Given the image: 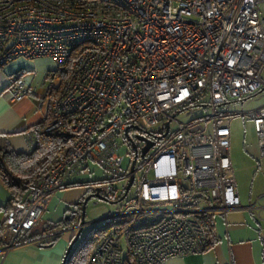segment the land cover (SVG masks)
<instances>
[{
    "label": "built area",
    "instance_id": "1",
    "mask_svg": "<svg viewBox=\"0 0 264 264\" xmlns=\"http://www.w3.org/2000/svg\"><path fill=\"white\" fill-rule=\"evenodd\" d=\"M36 58L51 59L64 76L45 131L68 145L4 214L0 264L36 227L64 178L91 161L104 178L88 191L101 187L116 200L132 175L135 193L127 197L129 189L102 218L106 232L87 264H165L201 253L208 242L203 214L260 209L240 202L229 123L250 117L264 166V102L220 107L264 89V0H0V67ZM27 72L10 74L14 100L29 94ZM195 105L211 113L179 119ZM126 128L153 141L144 156L145 142L129 134L132 142ZM26 136L33 147L32 130Z\"/></svg>",
    "mask_w": 264,
    "mask_h": 264
},
{
    "label": "crops",
    "instance_id": "2",
    "mask_svg": "<svg viewBox=\"0 0 264 264\" xmlns=\"http://www.w3.org/2000/svg\"><path fill=\"white\" fill-rule=\"evenodd\" d=\"M22 61H27L29 64L26 66L24 62H16L15 67H24L29 71L25 75L29 94L20 101L14 100L10 89V74L13 71H7L9 69L5 68L14 64V62L0 67V134H5V138L15 151L29 152L32 146L26 136V131L31 130L34 124L48 116L51 100L60 89L53 91L55 95H47V90L43 101L37 103L32 97L33 95L37 96L33 90L36 87L35 78L41 73L52 77V75L58 73L57 67L49 58ZM74 182L69 180V178H64V186L56 191L60 192L64 188L61 191L63 201L72 203L67 208L73 207L76 202L81 200L76 199L82 189L69 188L74 185ZM256 202L257 200L250 204L261 206L259 210L264 209V204ZM246 211L249 212L248 209H230L226 212H214L211 214V218L213 220V231L216 236L215 243L204 252L172 257L165 264L170 261H173V264H264V219L259 218L262 219V222H253L246 214ZM2 212L4 217L5 211ZM215 214L223 215V223L221 225L216 221ZM42 217L43 214L31 232L20 236L15 247L6 253L2 264H61L64 252L72 236L64 238L66 236L65 232L67 233L70 230L56 227L54 224L57 220L54 222L44 221ZM45 228H49V230L40 234V236H45V239H32L35 237L33 236L35 231L40 232ZM56 232H61L57 238L53 236ZM51 239L55 240L53 243L48 244Z\"/></svg>",
    "mask_w": 264,
    "mask_h": 264
},
{
    "label": "rangeland",
    "instance_id": "3",
    "mask_svg": "<svg viewBox=\"0 0 264 264\" xmlns=\"http://www.w3.org/2000/svg\"><path fill=\"white\" fill-rule=\"evenodd\" d=\"M23 59H17L16 61H10L5 68H8L7 71H14L16 69V62H24L26 66L29 64L27 61H22ZM3 65L2 67H4ZM1 71V70H0ZM29 72V71H28ZM61 74L57 73L55 75H45L41 73L35 78L36 87L34 92L37 96L33 95L32 97L41 103L43 97L49 87H58L61 78ZM262 78L264 80V69L262 72ZM264 102V89L258 90L256 93H253L242 100L235 99L231 100L228 104L221 106L223 111H239L247 110L249 108L256 107ZM211 109L208 106L203 107L202 105L193 106L189 114H181L179 119L182 121H188L196 116L210 114ZM230 148L229 155L231 158L232 168L236 181V190L240 196L241 204H250L255 202L264 204V166L258 157V146H257V134L253 128L252 120L248 116L236 115L234 116L230 123ZM127 149L121 147L119 153L125 156V164L127 163L128 156L126 155ZM104 178V172L102 169L94 162H90L88 166L80 173L74 174L69 177V180L75 181L76 184L70 186L69 188H79L82 189V192L77 197L76 200H83L82 197H85L87 194L91 193L88 191V187L91 182L99 181ZM64 189V188H63ZM62 189V190H63ZM62 190L60 192L54 193L45 208L42 219L44 221L54 222L64 215V210L71 206L72 203H66L62 198ZM135 187H132L127 195L130 197L134 195ZM8 193L3 183L0 181V204H3L7 199ZM97 201V202H96ZM248 201H250L248 203ZM120 204L111 203L107 200L99 199L97 197H91L85 206V216L84 224L82 226L81 233L76 240L74 247H76L82 239L91 231L93 228H101L104 226L102 218L113 213ZM247 210V209H246ZM246 214L254 222H262L264 219V209L255 210V211H246ZM3 217V212L0 211V219ZM215 219L218 221V224L223 223V215L215 214ZM229 221V220H228ZM41 224V223H39ZM78 228V227H77ZM76 227L73 230L65 232L66 236L64 238H69L72 233L78 230ZM94 245L90 246V250H94ZM166 264H173V261L167 262Z\"/></svg>",
    "mask_w": 264,
    "mask_h": 264
},
{
    "label": "trees",
    "instance_id": "4",
    "mask_svg": "<svg viewBox=\"0 0 264 264\" xmlns=\"http://www.w3.org/2000/svg\"><path fill=\"white\" fill-rule=\"evenodd\" d=\"M61 84L62 80L58 87H49L47 95H55L53 91L60 89ZM47 119L48 116L31 127L35 142L29 152L15 151L5 138V134H0V181L8 192L5 203L0 205V211H5L6 213L13 202L24 199L35 181L57 162L67 147L68 143L63 141L56 131H45ZM73 184L75 185L76 182ZM81 202L82 200L76 202L73 207L67 208L63 217L57 220L54 225L62 229H68L78 225ZM201 219L208 238L207 250L216 241V236L213 231V220L209 213L203 214ZM2 228L3 221L1 220L0 233ZM48 230L49 228H45L40 232L35 231L33 236L36 237L37 235L46 233ZM105 232L106 226L91 229L76 247H72L65 264H87L93 251L90 250V246L94 244L96 246ZM27 233L29 232L23 234ZM57 236L55 237L57 238ZM55 239L49 240L48 244L53 243Z\"/></svg>",
    "mask_w": 264,
    "mask_h": 264
},
{
    "label": "water",
    "instance_id": "5",
    "mask_svg": "<svg viewBox=\"0 0 264 264\" xmlns=\"http://www.w3.org/2000/svg\"><path fill=\"white\" fill-rule=\"evenodd\" d=\"M168 126V123L165 124V127ZM129 128V127H128ZM126 128L125 130V134L126 136L133 142V139L131 138V136L129 135V129ZM135 137L138 139V140H141V141H144L145 144L142 146L141 148V152H140V155L141 156H144V154L146 153V151L150 148V146H152L153 144V141H151L150 139H148L146 136L142 135V134H135ZM134 163H135V159L133 160L132 162V166H131V170L133 169V166H134ZM132 181H133V176L131 175L130 178H129V181L125 187V190L123 192V194L116 200H108L106 198H104L101 194H100V190H101V187H97L95 192H91L89 194H87L82 202H81V212H80V219H79V224L78 225H75L71 228H68V230H74L75 227L78 226V230H76V232L74 233V235L72 236L71 240L69 241L68 245H67V248L64 252V255H63V258H62V261H61V264H65L66 260H67V257L68 255L70 254L71 252V249L72 247L74 246L76 240L78 239L80 233H81V230H82V226L84 224V216H85V206H86V203L88 202V200L91 198V197H97V198H100V199H103V200H107L111 203H117L119 201H121L128 193L129 189H130V186L132 184Z\"/></svg>",
    "mask_w": 264,
    "mask_h": 264
},
{
    "label": "flooded vegetation",
    "instance_id": "6",
    "mask_svg": "<svg viewBox=\"0 0 264 264\" xmlns=\"http://www.w3.org/2000/svg\"><path fill=\"white\" fill-rule=\"evenodd\" d=\"M137 133L146 136L145 133H143V132H139L138 130H133V129H130V130H129V134H130V135L137 134Z\"/></svg>",
    "mask_w": 264,
    "mask_h": 264
}]
</instances>
